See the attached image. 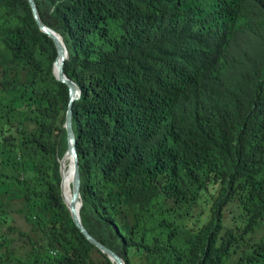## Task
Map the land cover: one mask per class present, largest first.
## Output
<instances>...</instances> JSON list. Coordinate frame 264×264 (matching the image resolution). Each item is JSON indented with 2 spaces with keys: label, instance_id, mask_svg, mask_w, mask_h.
<instances>
[{
  "label": "trees",
  "instance_id": "obj_1",
  "mask_svg": "<svg viewBox=\"0 0 264 264\" xmlns=\"http://www.w3.org/2000/svg\"><path fill=\"white\" fill-rule=\"evenodd\" d=\"M34 1L81 89L88 233L126 264H264V0ZM56 58L0 0V264H115L61 196Z\"/></svg>",
  "mask_w": 264,
  "mask_h": 264
},
{
  "label": "water",
  "instance_id": "obj_2",
  "mask_svg": "<svg viewBox=\"0 0 264 264\" xmlns=\"http://www.w3.org/2000/svg\"><path fill=\"white\" fill-rule=\"evenodd\" d=\"M28 1L31 5L34 18L39 28L41 29L42 32L48 35V37H50L56 45L57 58L54 62V74L60 82L68 85L69 91H70L69 108L67 111L64 128L67 133V144H68L67 153H69L73 157V160H74V174H73L74 175V181H73L74 196L69 197L68 201L64 198L62 180H61L62 199L65 205L67 206V208L69 209L76 226L79 228L82 234L87 238V240L90 241L92 244H94L103 253H105L108 256V258L112 261V263L126 264L119 255H117L115 252L108 249L107 247L99 243L94 237H92V235L88 233V231L86 230L85 226L82 223V218H81L82 200H81V193H80V176H79V159H78V151H77V137L75 135V129L73 126V104L75 101L80 99L81 89L76 83L70 80L68 76L64 73V63L69 57V51L63 41V37L56 31L51 29L50 27L46 26L41 21L35 1L34 0H28Z\"/></svg>",
  "mask_w": 264,
  "mask_h": 264
},
{
  "label": "bare ground",
  "instance_id": "obj_3",
  "mask_svg": "<svg viewBox=\"0 0 264 264\" xmlns=\"http://www.w3.org/2000/svg\"><path fill=\"white\" fill-rule=\"evenodd\" d=\"M60 173H61L64 198L68 201L69 197L74 196V191H73L74 160L73 157L69 153H67V151L65 152V154L63 155L60 161Z\"/></svg>",
  "mask_w": 264,
  "mask_h": 264
},
{
  "label": "rangeland",
  "instance_id": "obj_4",
  "mask_svg": "<svg viewBox=\"0 0 264 264\" xmlns=\"http://www.w3.org/2000/svg\"><path fill=\"white\" fill-rule=\"evenodd\" d=\"M16 217H19V216H16Z\"/></svg>",
  "mask_w": 264,
  "mask_h": 264
}]
</instances>
